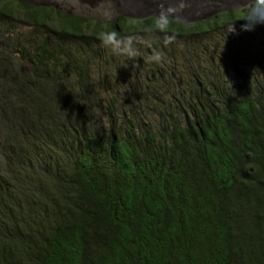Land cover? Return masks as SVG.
Returning a JSON list of instances; mask_svg holds the SVG:
<instances>
[{"label": "trees", "instance_id": "16d2710c", "mask_svg": "<svg viewBox=\"0 0 264 264\" xmlns=\"http://www.w3.org/2000/svg\"><path fill=\"white\" fill-rule=\"evenodd\" d=\"M46 10L8 0L0 19ZM52 32L88 51L31 59L69 113L45 114L43 82L22 131V95L0 97V264H264V0ZM116 34L148 47L110 54Z\"/></svg>", "mask_w": 264, "mask_h": 264}, {"label": "rangeland", "instance_id": "374dc122", "mask_svg": "<svg viewBox=\"0 0 264 264\" xmlns=\"http://www.w3.org/2000/svg\"><path fill=\"white\" fill-rule=\"evenodd\" d=\"M8 0H0V8L6 4ZM22 2V10L26 5L45 6V19L40 25L32 23V15H28L22 11L21 13L5 15V19H0V97L14 95H22V131L25 128L31 129L35 123L30 118H25V113L28 109V101H24L29 92L41 95L39 91L45 82L48 86V92L45 99L52 101L50 106L46 108L45 114L60 115V113H69V105L62 97L58 99L56 88L53 84H48L47 76L42 71V78L33 77V66L31 59L36 48L40 44H51L54 48V53L62 57L70 58L68 63L73 68L75 60L84 59L76 51H88L87 47H77L75 44H70L69 39L60 36L59 38L52 32L58 30L62 26L66 15H74L90 20H100L106 23L112 21L119 15L128 14L131 8L125 2L136 4V10H132V15L156 12L160 14H171L183 21H194L199 18L211 15L221 8L245 7L252 0H214L212 6L203 4V0H17ZM128 6V7H127ZM126 8H130L126 10ZM134 12V13H133ZM1 16V14H0ZM181 20V21H182ZM152 36L151 38H153ZM60 39V40H59ZM123 39L128 43H133L128 46H120ZM155 39V37L153 38ZM149 36H131L116 34L109 37L105 41V48L109 53H116L118 48H127L128 52L131 49L138 50L148 47ZM141 44V45H140ZM130 49V50H128ZM19 81V85L15 84ZM20 93V94H18ZM23 93V94H22ZM55 99V103L53 100ZM50 109V110H49ZM4 139V133L0 130V140Z\"/></svg>", "mask_w": 264, "mask_h": 264}, {"label": "bare ground", "instance_id": "6f19581e", "mask_svg": "<svg viewBox=\"0 0 264 264\" xmlns=\"http://www.w3.org/2000/svg\"><path fill=\"white\" fill-rule=\"evenodd\" d=\"M96 1V0H95ZM129 1H131V0H129ZM160 0H154V2H159ZM165 2H166V0H164ZM133 3V1H131V2H125V4L126 5H128V6H130V8L132 9V10H134V12H135V10H136V4L134 3V4H132ZM127 6V7H128ZM130 8H128V9H130ZM127 8H126V10H128ZM132 10H131V12H132ZM129 11V13L128 14H132L131 12H130V10H128ZM133 12V13H134ZM128 14H125L124 16L125 17H131L130 15H128ZM149 15H152V16H157V17H160V16H172L173 18H175V19H177V20H182V19H180V18H177L175 15H171V14H160V13H156V12H146V13H141V14H136V15H132V17L131 18H142V17H146V16H149ZM206 17V16H205ZM183 21V20H182Z\"/></svg>", "mask_w": 264, "mask_h": 264}, {"label": "clouds", "instance_id": "9594fccd", "mask_svg": "<svg viewBox=\"0 0 264 264\" xmlns=\"http://www.w3.org/2000/svg\"><path fill=\"white\" fill-rule=\"evenodd\" d=\"M242 23L244 22L243 20L241 21ZM240 30L242 31H250V30H254V26L252 28H244L242 27ZM237 29L235 27V25L233 26V28L231 29V33H236Z\"/></svg>", "mask_w": 264, "mask_h": 264}]
</instances>
